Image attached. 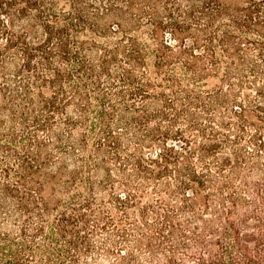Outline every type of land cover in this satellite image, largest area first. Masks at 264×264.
<instances>
[{
    "label": "trees",
    "instance_id": "obj_1",
    "mask_svg": "<svg viewBox=\"0 0 264 264\" xmlns=\"http://www.w3.org/2000/svg\"><path fill=\"white\" fill-rule=\"evenodd\" d=\"M0 264H264V0H0Z\"/></svg>",
    "mask_w": 264,
    "mask_h": 264
}]
</instances>
